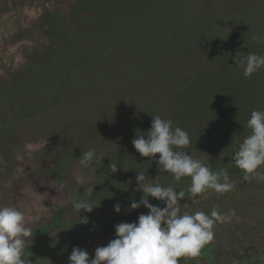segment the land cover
<instances>
[{
	"label": "rangeland",
	"instance_id": "1",
	"mask_svg": "<svg viewBox=\"0 0 264 264\" xmlns=\"http://www.w3.org/2000/svg\"><path fill=\"white\" fill-rule=\"evenodd\" d=\"M120 1L130 15L110 25L99 44L86 34L88 12L81 19L76 9L69 13L60 4L63 16L49 20L43 11L52 0H24L20 7L0 0V206L24 211L31 228L50 217L55 221L27 245L53 248L56 241L78 239L91 259L115 231L100 227L82 241L85 225L103 213L123 215L128 201L140 199L142 193L133 191L137 172L159 175L163 186L177 184L158 172V154L151 161L131 143L135 130L150 128L151 116L170 118L185 130L191 138L186 151L206 164L233 155L250 134V113L264 110V69L245 78L233 60L237 52L264 54V42L252 40L264 37V0H146L140 15L134 13L139 6L131 9L135 0ZM152 3L160 12H180L168 20L147 12ZM138 16L145 19L143 30H134ZM89 148L105 157L97 173L86 170L84 189L73 172ZM110 163L118 166L115 172ZM230 179L232 191L209 190L180 203L181 214L235 210L230 222L215 225L195 264H264V181H246L244 173ZM92 185L88 199L96 206L80 211L88 217L80 223L69 200ZM29 264L59 263L49 253Z\"/></svg>",
	"mask_w": 264,
	"mask_h": 264
},
{
	"label": "clouds",
	"instance_id": "2",
	"mask_svg": "<svg viewBox=\"0 0 264 264\" xmlns=\"http://www.w3.org/2000/svg\"><path fill=\"white\" fill-rule=\"evenodd\" d=\"M252 40L259 44L264 42V37L254 35ZM241 53L237 52L233 60L245 78L264 69V54L248 53L244 56ZM151 117L150 128L147 131L135 130L131 143L142 157L151 161L158 154L155 163L160 174H170L177 183L182 178H189V200L208 190L224 194L234 189L226 170L213 171L209 162L205 164L186 151L191 138L185 130L173 127L170 118ZM246 126L250 134L238 144L232 161L244 173L246 181H264V172L259 171L264 166V110H253ZM103 157L105 155L99 154L96 148L82 152L77 159L79 167L73 172L79 188L85 189L90 179L86 170L89 174L97 173ZM108 167L115 172L118 166L110 163ZM158 176L152 179L143 171L136 175L137 188L133 191H140L142 195L138 201L130 203V209L143 206L148 210L147 214H140L136 222L116 224L115 238L106 246L97 247L91 259L86 250L73 247L68 264H179L181 257L198 256L213 239L215 225L230 222L235 215V210L223 214L216 208L210 214L204 211L181 214L179 201L185 198V191L163 186L156 179ZM65 187V184H59V190ZM92 192L93 185L84 190L83 195L77 193L78 198L69 200L79 214L80 223L88 222L87 216L80 217V211L90 213L96 206L88 199ZM149 197L163 202L164 207L149 203ZM113 207L115 212L121 211L118 203ZM32 236L24 211L14 205L0 206V264H26L24 251Z\"/></svg>",
	"mask_w": 264,
	"mask_h": 264
},
{
	"label": "trees",
	"instance_id": "3",
	"mask_svg": "<svg viewBox=\"0 0 264 264\" xmlns=\"http://www.w3.org/2000/svg\"><path fill=\"white\" fill-rule=\"evenodd\" d=\"M7 1L10 3H14L18 7H20V5H22L24 2V0H7ZM112 1H116V2H114L112 7H110V2ZM51 3L52 4L50 5H46L45 10L43 11L44 13L46 10H48V12H46V17H43L44 19H47L48 17L47 14L49 15V20L53 18V16L57 18H61L64 12L63 11L59 12L58 9H59L60 4H63L66 7H69L70 8L69 13L71 12L72 8L76 9V13L80 15L81 19H83L82 15H85V13L88 12L87 16L90 17L91 20L89 24H86V27L89 28V31L87 30L86 34H89V36L90 34H92L91 38L93 39V41L94 40H95L94 42L98 41L99 44L103 40V38L101 37L102 35H105V37H107V35L105 34L107 33V30H106L107 26L109 27L110 25H112L113 24L112 22L115 20L114 17L116 14L111 13V12L114 10L117 11L116 10L117 7H120L122 5L124 7L126 6V4L121 3L120 0H52ZM118 4L120 6H118ZM97 20H99L101 23L99 29H96L95 25L94 26L91 25L92 23L97 22ZM48 23H52V22L50 21ZM43 28H45V25ZM209 164L213 171L220 172V171L226 170L230 178L238 174H243V172L233 164L232 155L229 153L224 154L222 160H219V161L216 160L215 162H209ZM189 183H190L189 178L185 177V178H182L181 181L175 184L174 186L172 185V187L176 188L177 191L179 190L185 191V198L180 200L179 203L184 202L189 199V196L187 193V188L189 187ZM164 186H171V184L166 183ZM148 200H149V203L153 205L164 207V204L161 201H157L156 199L151 198V197H149ZM132 201L133 200L128 201V203L130 204ZM147 211L148 210L144 208L143 206L137 209H134V210H131L129 206L127 208V212H125L123 215H116L113 213L109 215V214L103 213L102 215H100V217H95V219L89 221L87 225H85L84 228H85L86 233L82 237L81 240L87 241L90 237L94 236L97 233V230L100 227L107 232L111 228H114L116 224L126 222L129 219L135 220L138 218L140 214H147ZM54 222L55 221L53 220V218L50 217V219L48 218L46 221H43L42 223H38L34 225L32 227V233L34 235H42L46 233L53 226L51 224H53ZM71 223L79 224V223H75L74 221H72ZM79 243L80 241H78V239H71L68 241H65V240L56 241L55 246L53 248L47 247V246H41L39 243L26 245L25 251H24V258L26 260V264H28V261L36 260L42 254L47 255L50 253L53 260L56 261L57 263L68 264V258L70 256V253L68 251L72 250L73 247H77ZM196 258L197 257H181L179 259V264H195L194 260Z\"/></svg>",
	"mask_w": 264,
	"mask_h": 264
},
{
	"label": "crops",
	"instance_id": "4",
	"mask_svg": "<svg viewBox=\"0 0 264 264\" xmlns=\"http://www.w3.org/2000/svg\"><path fill=\"white\" fill-rule=\"evenodd\" d=\"M141 2H142V4H141ZM144 2H146V0H135V7H131V9L132 10H137L138 9V6L140 7L139 9H138V12L137 11H135L134 13H139V12H142V11H146L145 9H144V7L145 6H143V3ZM264 5V4H263ZM170 7H173V5L172 6H170ZM148 8H150V9H148V11L147 12H150V11H152L151 12V14H153V15H156V16H161V17H166V16H168V20L171 18V17H173L174 15H177L179 12H180V10L179 11H177V9H166V10H164V11H159L158 9L156 10V8H153V3L152 4H150V6L148 7ZM168 8V7H167ZM66 9H68V11H70L69 9V7H66ZM117 11H118V13H120L121 11L125 14V15H123L122 16V14L123 13H121L120 14V16L118 15L117 16V13H116V11L114 10V11H112L111 13H114V14H116L115 15V17H114V19L116 20H114L112 23H120L119 21H121V18H125V17H127L126 15L128 14V15H130L129 14V11H128V13H127V10H125V9H121V10H118V9H116ZM173 10H175L176 12L175 13H173ZM146 12V13H147ZM138 15H140V14H138ZM143 16H141V17H134V19H135V21L136 22H139V23H141L140 25H138V27L137 28H135L134 30H138L140 27V30H143L144 29V27H145V19H143L142 18ZM144 17H146L145 15H144ZM157 18V17H156ZM133 19V18H132ZM139 20V21H138ZM158 20H160V19H157V21ZM168 20H166L165 21V23H164V25H166L167 24V22H168ZM122 22V21H121ZM161 23L160 22H158V25H160ZM110 29V26L108 27L107 26V31ZM150 29H151V27H150ZM108 34V32L106 33V35ZM108 37V36H107Z\"/></svg>",
	"mask_w": 264,
	"mask_h": 264
}]
</instances>
